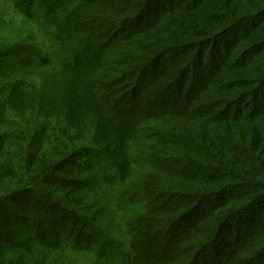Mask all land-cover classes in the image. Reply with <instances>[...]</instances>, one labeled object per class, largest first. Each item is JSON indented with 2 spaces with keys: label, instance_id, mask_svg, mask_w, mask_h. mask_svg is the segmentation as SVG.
<instances>
[{
  "label": "trees",
  "instance_id": "1",
  "mask_svg": "<svg viewBox=\"0 0 264 264\" xmlns=\"http://www.w3.org/2000/svg\"><path fill=\"white\" fill-rule=\"evenodd\" d=\"M9 1L82 47L0 46V264H264V0Z\"/></svg>",
  "mask_w": 264,
  "mask_h": 264
},
{
  "label": "rangeland",
  "instance_id": "2",
  "mask_svg": "<svg viewBox=\"0 0 264 264\" xmlns=\"http://www.w3.org/2000/svg\"><path fill=\"white\" fill-rule=\"evenodd\" d=\"M24 1V0H22ZM52 0H32L31 3H27L24 5V9L27 8L26 11H29L30 15L34 13L35 8L42 7L45 9L47 6H50L51 3L49 2ZM59 1V0H53L52 2ZM35 17V18H34ZM34 19H38L37 16H34ZM4 22V23H3ZM44 36V37H43ZM43 38V39H42ZM7 41V42H6ZM9 41V42H8ZM43 41L46 43V45L43 43ZM56 39L53 37L52 34L50 35H42V33L39 31V29L35 26L33 22H29L25 17H23L22 14H20L14 5L9 0H0V46L4 45V43H9L11 45L18 44L19 46H22V51L20 52V55L24 58H26L27 61H30V66L24 65H15V63H11L12 58L15 56L12 52H6L3 59H6L9 63V68H15L17 66V70H23L25 71L26 76L24 78L25 81L30 82V79L33 75V70L36 69L37 64L41 65L45 63L48 60V68L47 69H67V67L70 65V62H73L77 57L78 54L81 52L79 51L82 46H79L77 44L71 43V41L65 40V43H62L61 47L60 44L57 42L55 43ZM63 41V40H62ZM100 42V44H102ZM54 45V46H53ZM5 48L3 47L0 50V53L3 54V50ZM86 55V54H83ZM54 63V67H51ZM15 73V72H14ZM86 74V71L84 72ZM23 74L18 75L20 78ZM87 76L84 75L83 82L80 85V89L77 91L78 95L85 96L88 92H91V90H88V84ZM39 77L35 78V81H38ZM89 80V79H88ZM93 91V90H92ZM94 96L97 92H93ZM94 96L87 99L88 101L96 102L98 99ZM98 102V101H97ZM73 107L75 108L76 105L74 104ZM100 111H102V108H104V105L100 103L99 106H96ZM68 109V108H67ZM114 122H117V119H119L118 111H113ZM95 118L98 120L99 115L94 112ZM133 116H138V114H134ZM78 118V117H77ZM82 118H78L76 120L80 121ZM83 122V120H82ZM81 122V123H82ZM115 136L121 137V132H114ZM168 232V233H167ZM164 232L163 237L166 239L168 237L167 235L170 233V229ZM66 235V232L64 230H59L56 237V245H61L60 242ZM83 238L81 242H83ZM216 246H218L216 244ZM152 252V251H151ZM166 256H172V253L170 250L167 249ZM146 260H156L157 253L156 254H149L145 252ZM67 258L64 260L60 259L59 264H109L105 263L104 261H100L96 258L94 253L86 252V251H68L67 252ZM205 264H211V261L208 260V257L204 259Z\"/></svg>",
  "mask_w": 264,
  "mask_h": 264
}]
</instances>
